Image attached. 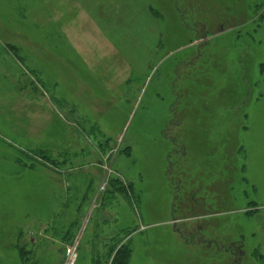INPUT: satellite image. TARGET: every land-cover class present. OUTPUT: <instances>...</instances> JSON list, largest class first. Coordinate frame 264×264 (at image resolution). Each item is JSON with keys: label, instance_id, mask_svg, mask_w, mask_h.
I'll return each instance as SVG.
<instances>
[{"label": "rangeland", "instance_id": "1", "mask_svg": "<svg viewBox=\"0 0 264 264\" xmlns=\"http://www.w3.org/2000/svg\"><path fill=\"white\" fill-rule=\"evenodd\" d=\"M73 244L264 264V0H0V264Z\"/></svg>", "mask_w": 264, "mask_h": 264}, {"label": "trees", "instance_id": "2", "mask_svg": "<svg viewBox=\"0 0 264 264\" xmlns=\"http://www.w3.org/2000/svg\"><path fill=\"white\" fill-rule=\"evenodd\" d=\"M118 187V186H117ZM123 187H121L122 189ZM118 189V188H116ZM131 246L126 245L122 247L118 252L114 259L113 264H130L131 257H132V250Z\"/></svg>", "mask_w": 264, "mask_h": 264}, {"label": "built area", "instance_id": "3", "mask_svg": "<svg viewBox=\"0 0 264 264\" xmlns=\"http://www.w3.org/2000/svg\"><path fill=\"white\" fill-rule=\"evenodd\" d=\"M78 245L73 244L72 246L68 247L66 250V264H76L77 261V251Z\"/></svg>", "mask_w": 264, "mask_h": 264}]
</instances>
